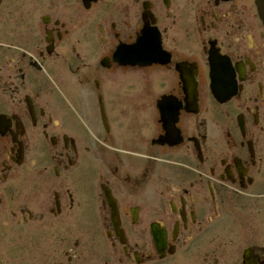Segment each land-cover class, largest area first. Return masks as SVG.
Masks as SVG:
<instances>
[{
  "label": "flooded vegetation",
  "instance_id": "af4514ba",
  "mask_svg": "<svg viewBox=\"0 0 264 264\" xmlns=\"http://www.w3.org/2000/svg\"><path fill=\"white\" fill-rule=\"evenodd\" d=\"M0 264H264V0H0Z\"/></svg>",
  "mask_w": 264,
  "mask_h": 264
},
{
  "label": "bare ground",
  "instance_id": "6f19581e",
  "mask_svg": "<svg viewBox=\"0 0 264 264\" xmlns=\"http://www.w3.org/2000/svg\"><path fill=\"white\" fill-rule=\"evenodd\" d=\"M146 40H145V36H143V35H141V36H139V37H137V39H136V41H135V43L133 44V48H141V49H144L145 51H146ZM135 45V46H134ZM128 47H131L130 45H128L127 47H125V48H128ZM131 49H132V47H131ZM135 49H132V53H133V50H135ZM120 55H122V56H124V54H123V51L121 52V53H119ZM132 55V54H131ZM146 55H147V51H146ZM147 57L143 54L142 56H141V59H140V61H143L144 59H146ZM118 62H119V65H125L124 64V59L122 58V57H118Z\"/></svg>",
  "mask_w": 264,
  "mask_h": 264
},
{
  "label": "water",
  "instance_id": "95a60500",
  "mask_svg": "<svg viewBox=\"0 0 264 264\" xmlns=\"http://www.w3.org/2000/svg\"><path fill=\"white\" fill-rule=\"evenodd\" d=\"M123 50V54H124V64L125 65H130V66H132L133 65V61L134 60H132V49H131V47H128V48H123L122 49Z\"/></svg>",
  "mask_w": 264,
  "mask_h": 264
}]
</instances>
